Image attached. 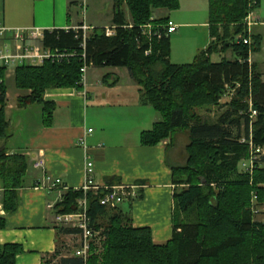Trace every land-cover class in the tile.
Returning a JSON list of instances; mask_svg holds the SVG:
<instances>
[{"label": "trees", "instance_id": "obj_1", "mask_svg": "<svg viewBox=\"0 0 264 264\" xmlns=\"http://www.w3.org/2000/svg\"><path fill=\"white\" fill-rule=\"evenodd\" d=\"M259 4L260 0L254 5L252 0H210L215 42L193 63L185 65L170 61L171 40L165 27L159 26L160 38L143 33L144 26L155 22L151 21L155 9L175 11L180 0H114V35L107 36L106 29H94L85 49L81 31H44L45 47L76 56L42 66H16V88L30 92L18 99L19 107L41 106L44 125L51 127L56 105L44 99L48 89H81L85 62L88 67L127 68L142 88L141 103L152 106L162 118L152 131L142 134V145L156 146L173 139L178 130L187 132L189 140L187 165L172 168L176 222L170 241L156 244L149 228H134L129 216L105 208L99 198L89 194L91 225L96 231L102 230L104 242L101 245L100 235L101 240L92 243L87 261L73 256L45 264H264V222L255 218V209L264 204V157L256 162L252 174L239 171V163L250 157L249 145L241 142L243 138H252L256 146L264 147V82L257 67L249 63L250 54L261 50L262 38L251 36L244 23ZM168 21L155 23L165 26ZM245 38H250L251 44H245ZM230 48L237 55L236 61L210 60L212 54ZM7 72V66H0L3 142L9 138L10 127L6 116ZM238 84L228 111L217 122H208L196 113L198 108L219 105L226 89H236ZM250 101L257 112L254 119ZM28 169L25 154L8 155L4 147L0 148L1 205L5 215L18 210ZM83 197V192L68 190L63 201L54 206V214L77 213L78 201ZM5 215L0 211V232L7 226ZM59 230L64 235L80 234L74 228ZM22 252L20 245L0 242V264H17Z\"/></svg>", "mask_w": 264, "mask_h": 264}, {"label": "crops", "instance_id": "obj_2", "mask_svg": "<svg viewBox=\"0 0 264 264\" xmlns=\"http://www.w3.org/2000/svg\"><path fill=\"white\" fill-rule=\"evenodd\" d=\"M108 1L109 21H105L97 14L89 16L87 11L94 6L90 0H0V21L9 28L69 30L86 25L90 32L109 29L113 27L114 0ZM98 4L95 3L96 9L102 8ZM124 11L132 26L127 5ZM155 11L160 15L153 14L154 17L177 25V31L170 34L173 64L193 63L215 42L210 0H180L175 11ZM252 18L258 23L250 27L251 36L263 38L256 34L258 24L264 25L261 17L254 13ZM5 44H13L10 37L0 41V49ZM260 52L251 53L249 63L257 67L264 82V58ZM223 59L236 61L237 55L230 48L210 56L213 63ZM7 77L14 79V70L7 72ZM116 80L117 84L110 85ZM82 85L81 89L52 88L45 92L44 99L56 105L51 127L44 125L41 106L19 107L18 99L30 92L17 89L10 101L8 90L9 138L3 145L8 155L23 153L29 159L18 210L9 215L2 213L7 226L0 232L1 244L23 248L17 264H45L50 260L59 263L62 258L75 256L81 243L80 234H62L59 229L64 226L56 221L49 205L61 201L65 187L76 190L84 185L87 162L94 163L98 183L140 187L138 200L117 209L129 216L134 228H149L158 245L172 239L176 222L172 168L177 161V153H171L173 139L156 146L141 143L142 134L152 131L161 115L152 106L141 103L142 88L127 68L89 67ZM89 130L93 132L89 134ZM84 138L86 145L82 146L80 141ZM41 157L46 163L43 169H38L35 164ZM55 179H60L62 185L50 189ZM2 195L0 179V203Z\"/></svg>", "mask_w": 264, "mask_h": 264}, {"label": "built area", "instance_id": "obj_3", "mask_svg": "<svg viewBox=\"0 0 264 264\" xmlns=\"http://www.w3.org/2000/svg\"><path fill=\"white\" fill-rule=\"evenodd\" d=\"M258 0H252V4H257ZM253 12L252 11L248 17L246 18V26L249 28L248 32L250 33V27L253 25ZM151 25L148 24L143 27L144 35L152 38V36H157L160 38L159 31L147 32V29H150ZM167 29L168 35L173 34L177 31V25H175L172 21H168L165 26ZM76 31H81V37L83 39L82 48H86V40L90 34V28L86 25L79 26L75 28ZM44 31L40 28H9L5 26L0 21V41L10 37L13 41L12 45L5 44L0 49V66H18V65H32V66H42L48 61H63L65 59L75 57V54H69L67 52H61L59 50H53L51 48H47L43 44L44 39ZM115 33V28L106 29V35L111 37ZM240 37L237 39L239 41ZM245 44H251V39L245 38L242 39ZM84 60H86V56L83 55ZM88 65L85 62V66L82 69L83 73V81L85 80V76L87 73ZM250 114L251 119H254L257 116V112L252 108V102L250 101ZM93 130H89L88 133H92ZM242 143H247L250 148V157L247 162L242 165L243 170L245 172L253 173L256 162L260 159L261 156L264 155V147L256 146L250 138V140H246L243 138L241 140ZM82 146L86 145L85 138L80 141ZM45 159L41 157L35 164V167L38 169H43L45 167ZM86 178L84 185L76 189L74 191L83 192L84 197L78 201V212L73 214H56V221L66 227V228H74L80 231L81 243L79 248L75 251V256L81 257L85 261L90 256V249L92 247V243L100 238V232L94 230L92 227L91 219L89 216V201L88 195L92 194L95 197L99 198L100 204L107 209L117 210L120 206L133 203L140 197V187L131 186V185H123L121 183H98L95 179V167L93 162H87L86 165ZM50 182V178H48ZM52 182V181H51ZM62 185V181L60 179H55L51 183L50 189H55ZM66 192L69 190L65 187ZM64 196L61 201H63ZM51 210H54V205H49ZM0 209H2V205H0Z\"/></svg>", "mask_w": 264, "mask_h": 264}, {"label": "rangeland", "instance_id": "obj_4", "mask_svg": "<svg viewBox=\"0 0 264 264\" xmlns=\"http://www.w3.org/2000/svg\"><path fill=\"white\" fill-rule=\"evenodd\" d=\"M90 0V4L93 3L94 6L92 5L89 10L87 11V13L89 14V16H97L99 15L101 17L102 20H105V21H109L108 19V14H109V1L108 0H104V1H101V0ZM101 1V2H99ZM183 1V0H182ZM95 3H99L97 5V7H99V5H103L102 8L100 9H96V5ZM156 10V9H155ZM179 11V10H178ZM177 11V12H178ZM128 12V10H127ZM158 12L155 11V13L153 12L154 15H160L157 14ZM183 12H181V14H183ZM258 14L260 17H261V22L264 23V0H260V4L258 6L257 9L254 10L253 14ZM97 14V15H96ZM160 18H156L153 16L152 20L151 21H159L160 22ZM155 22H151L150 25V29H147V32H150L151 30L153 32H158L159 30V26H163V24H160V23H155ZM245 23V27H246V30L248 31L249 28L246 26V22L244 21ZM258 21L256 22V19L253 20V25H257ZM77 28V27H76ZM75 29V28H74ZM256 34H261L263 36L262 38V45H261V56L264 58V42H263V39H264V25L263 24H258V26L256 27ZM238 39V38H237ZM252 53H255V52H252ZM236 58V56H235ZM14 66H10L8 67V72H12L14 70ZM6 84H7V87H8V90H9V98H10V101L13 100V98H15V93L17 91V88L15 87V84H14V79L12 77L6 79ZM240 87V85L238 84L236 89H231V87H228L226 89V93L225 95L222 97V99L220 100L219 102V105H214V106H204V107H201V108H198L196 109V113L198 115H200L203 119H205L206 121L208 122H217L219 120V118L222 116V114L226 113L228 111V104L232 101L233 97L235 96L236 94V90ZM180 133H176L175 136L173 137V146L171 147V153H174L175 152L177 153V161H176V167H185L187 165V162H188V152H187V147H188V144H189V140H188V135L185 133L184 130H180L179 131ZM184 132V133H183ZM4 142L3 141H0V148H3L4 147ZM262 158V156L260 157ZM248 160V158L246 159H243L240 163H239V171L240 173H244L245 170H243L242 168V165L244 163H246ZM264 165H262L261 167H263ZM202 183H205V180H201ZM216 187V186H214ZM182 189V188H181ZM254 204L256 203V199L254 200ZM1 205V203H0ZM257 210V211H256ZM1 211V214L4 212L2 209H0ZM255 211L258 213L256 215V220H259V221H263L264 222V204L262 206H260L259 208L255 209ZM3 215V214H2ZM98 232H100V235L102 237V240H101V245L102 243L104 242L105 240V236H103L102 234V230H99ZM100 245V247H101Z\"/></svg>", "mask_w": 264, "mask_h": 264}]
</instances>
